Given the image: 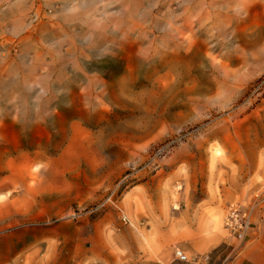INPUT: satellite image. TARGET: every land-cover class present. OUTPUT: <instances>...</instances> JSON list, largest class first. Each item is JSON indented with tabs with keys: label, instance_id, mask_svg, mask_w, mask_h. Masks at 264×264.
Listing matches in <instances>:
<instances>
[{
	"label": "rangeland",
	"instance_id": "374dc122",
	"mask_svg": "<svg viewBox=\"0 0 264 264\" xmlns=\"http://www.w3.org/2000/svg\"><path fill=\"white\" fill-rule=\"evenodd\" d=\"M255 157L264 0H0V264H126L151 197L262 182ZM213 220L243 264L264 181Z\"/></svg>",
	"mask_w": 264,
	"mask_h": 264
},
{
	"label": "crops",
	"instance_id": "0c3cea01",
	"mask_svg": "<svg viewBox=\"0 0 264 264\" xmlns=\"http://www.w3.org/2000/svg\"><path fill=\"white\" fill-rule=\"evenodd\" d=\"M248 165L249 170L245 173L248 178L259 174L264 181L257 158L250 159ZM262 182L255 179L200 184L196 194L178 201L151 197L148 208L144 207L139 218L142 235L132 240L138 245L127 247L126 264H182L174 258L175 248L186 255L201 256L232 244L233 239L222 226L216 225L213 218H221L230 203L249 201ZM247 235L249 245L243 254V264H264V222H256ZM231 253L229 251L227 255ZM236 263L241 264V256L229 261V264Z\"/></svg>",
	"mask_w": 264,
	"mask_h": 264
},
{
	"label": "built area",
	"instance_id": "2783aa9c",
	"mask_svg": "<svg viewBox=\"0 0 264 264\" xmlns=\"http://www.w3.org/2000/svg\"><path fill=\"white\" fill-rule=\"evenodd\" d=\"M125 220V218L123 217ZM251 224L250 215L238 206L230 207L224 219V226L227 232L233 236L239 244L245 238L246 232ZM174 258L179 262L189 264H220L216 263L211 255H201L190 258L179 248L174 249Z\"/></svg>",
	"mask_w": 264,
	"mask_h": 264
}]
</instances>
